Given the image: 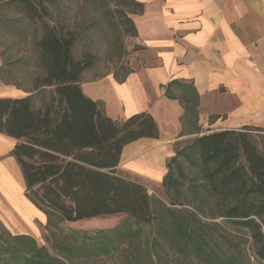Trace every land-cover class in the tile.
Here are the masks:
<instances>
[{"label":"trees","instance_id":"1","mask_svg":"<svg viewBox=\"0 0 264 264\" xmlns=\"http://www.w3.org/2000/svg\"><path fill=\"white\" fill-rule=\"evenodd\" d=\"M11 1L20 3L30 20L48 15L41 0ZM128 2L135 6L133 12L141 9L140 3ZM126 20L132 24L130 18ZM74 40L71 30L43 25L35 41L42 73L34 76L33 88L51 89L50 97L38 106L33 105L29 94L18 98L1 97L0 132L17 139L11 153L20 166L25 194L34 205L67 221L124 213L135 224V227L128 225L126 231L136 235L141 224L157 219L151 197L143 183L122 176L116 166L123 145L139 137H157L158 127L147 111L135 113L121 122L101 112L79 86L82 72L93 64L94 57L85 53L75 58L72 54ZM180 99L184 100L182 96ZM184 107L186 110L187 105ZM252 129L259 130L242 126L195 137L169 158L162 184L166 190L174 187L177 195L181 194V180L174 177L171 164L180 165L178 156H185L198 174L190 178L187 186L193 197L183 201L197 212L202 211V201L207 202L212 217H222L244 229L252 254L264 261V150L259 146V134H254ZM178 173L182 175L181 169ZM183 201L171 200L169 204H184ZM159 204L171 216V223L181 235L194 240L195 229L186 228L189 221L199 222L197 216L190 212L187 220H183L177 214L179 211ZM116 231H97L89 236L90 245L98 252L108 253ZM13 239L16 249L22 245V240L28 243L29 257L23 258L21 264L22 261L24 264H62L38 247L31 236L19 234L13 235ZM207 242L206 238L202 239L205 264H246L233 254L219 256L214 250L209 251Z\"/></svg>","mask_w":264,"mask_h":264},{"label":"crops","instance_id":"2","mask_svg":"<svg viewBox=\"0 0 264 264\" xmlns=\"http://www.w3.org/2000/svg\"><path fill=\"white\" fill-rule=\"evenodd\" d=\"M134 1L141 9L129 14L135 43L130 69L120 77H87L85 69L79 86L115 122L151 114L158 136L123 145L116 167L133 180L161 182L175 142L197 132L186 130L190 111L197 127L215 124L214 131L264 125V0ZM28 94L0 82V98ZM16 142L0 132V199L20 217L25 206L36 211L11 153Z\"/></svg>","mask_w":264,"mask_h":264},{"label":"rangeland","instance_id":"3","mask_svg":"<svg viewBox=\"0 0 264 264\" xmlns=\"http://www.w3.org/2000/svg\"><path fill=\"white\" fill-rule=\"evenodd\" d=\"M41 1L47 8V17L30 20L24 15L20 3L0 0L1 83L14 86L17 92L22 90L29 93L34 106L49 99L51 89L33 88L34 76L42 73L35 41L41 35L44 24L74 32L72 54L75 58H81L85 53L93 55L94 62L87 68L85 76L114 72L120 77L130 69L129 65L133 63L135 56V43L132 24L126 18H129L131 11L136 8L128 0ZM224 116L226 117V114ZM249 124L253 128H259L251 131L259 134V146L264 150V125ZM213 126L215 124L203 123L197 127L190 111L186 130L197 129V132L176 141L175 150L184 149L195 137L211 132ZM178 160L180 165L173 162L171 166L174 177L181 180V194L177 195L174 187L166 190L162 181L136 179L145 185L157 218L150 224H141V229L136 235L126 231L128 225L135 227V224L124 213L67 221L29 202L36 212L25 206L23 214L19 217L9 210L1 198L0 264H21L23 258L29 257L26 241L22 240V245L18 249L14 248L16 243L13 235L19 234L31 236L38 247L60 260L62 264H205L201 248L203 238H206L210 245L208 250H214L219 256L233 254L238 261L242 258L246 264H264L263 259H258L252 254L248 233L244 229L231 225L222 217H212L208 203L198 196L197 199L203 204L200 212L183 201L193 197V194L187 191V186L190 178H196L198 173L189 165L185 156H178ZM180 169L182 175L178 173ZM17 188L19 196L28 201L26 194L24 195V186L17 185ZM171 200H182L184 204L170 205ZM159 202L179 211L177 214L183 220H187L190 212L197 216L202 225L189 221L186 228L188 231L195 229L194 240L181 235V231L171 223V216ZM114 229L117 231L112 236L113 245L108 253L98 252L90 245L89 236L99 230ZM185 233L182 231V234ZM22 262L24 264V261Z\"/></svg>","mask_w":264,"mask_h":264}]
</instances>
